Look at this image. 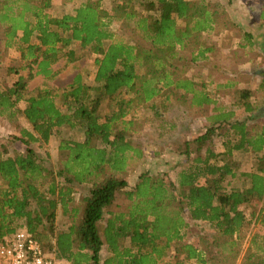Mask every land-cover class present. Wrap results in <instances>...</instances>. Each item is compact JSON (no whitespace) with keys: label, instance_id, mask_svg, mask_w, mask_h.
Masks as SVG:
<instances>
[{"label":"trees","instance_id":"1","mask_svg":"<svg viewBox=\"0 0 264 264\" xmlns=\"http://www.w3.org/2000/svg\"><path fill=\"white\" fill-rule=\"evenodd\" d=\"M58 1L0 0L3 47L27 63L20 70L35 69L11 87L0 85V118L12 122L22 115L32 129L16 137L24 153L0 152V239L25 231L45 254L68 264H236L248 226L264 228V124L254 134L247 128L264 119V109L251 106V91H238L233 104L247 117L215 107L220 124L180 146L185 164L175 181L167 171L144 170L130 187L126 176L145 159L130 140L125 117L152 102L155 119H161L165 101L179 90L185 97L192 93L193 83L177 72L179 50L198 44L215 14L203 0H86L55 15ZM87 51L94 56L90 83V73L81 71L64 88L28 92V80L51 77L60 59L73 62ZM107 98L115 109L100 118ZM64 129H78L84 139L61 140L56 170L32 145H46ZM216 136L224 139L222 153L215 151ZM233 152L254 156L252 167L242 169ZM86 183L88 193L75 203ZM119 198L125 209L113 212ZM58 215L70 224L58 225ZM191 222L207 224L213 235L186 241ZM257 237L244 264H264Z\"/></svg>","mask_w":264,"mask_h":264},{"label":"rangeland","instance_id":"2","mask_svg":"<svg viewBox=\"0 0 264 264\" xmlns=\"http://www.w3.org/2000/svg\"><path fill=\"white\" fill-rule=\"evenodd\" d=\"M86 0H60L58 1L53 7L52 12L55 15H62L65 13L71 12L74 8L79 6L80 3L85 2ZM197 2L198 0H194ZM204 4L207 6L208 10L213 12L215 14V18L217 20L216 26L213 27V30L210 32H207L205 34L201 35V40L203 41L202 45L206 46L208 44L213 43V36L222 35L225 33V31L229 32V34L234 35L235 37H238L241 39L240 35L242 37L244 34L243 27H232L229 28L226 24L229 22L230 19H239L244 20L247 16H245V12L242 11V9L247 10L246 13H248L247 19L257 20L253 23V29L255 34L258 35L257 44L254 45V48H251L250 54H251V60H254L251 67L249 65L247 67H241L243 63L246 62L245 58H248L249 56H244L243 50L241 48H244L245 46H242L241 44H245V42L242 43H236L232 46L236 45V49L233 50V53L231 55L222 56V53L217 51V54L214 56V59H208V60H201L198 61V63H192L190 58V50L192 48L188 49H182L180 50L182 55V60L177 61V69L178 73L181 76H185L186 74L189 76L191 74H194V76L198 78H204L206 73L209 72V70L212 68L211 63L213 61H216L220 66L227 65H233L230 68H237L238 74L241 76L240 81L244 82V79L246 77V73L248 70V77H250V74H257L259 73V78L262 76L264 77V0H203ZM243 18V19H242ZM261 20V22L259 21ZM245 22V21H244ZM178 25L181 27L183 25V22L180 20L178 21ZM231 27V26H230ZM230 30V31H229ZM2 28L0 27V85L1 87H11L20 76H25L29 74L30 68H25L20 70L24 65H27V63H23L20 60V54L15 49H5L3 47L2 42ZM135 41H137L138 38H135ZM251 47V46H250ZM254 51V52H253ZM179 55V54H178ZM94 56L90 54L88 51L83 54V57L79 60H75L73 62H68L66 58L60 59L57 63H55L52 68L54 74L51 77H43V76H34L32 79L28 80L27 82V89L28 92L34 93L37 89L41 88H50V89H60L68 86L74 76L77 73L85 72L89 74L87 82L89 80H92L93 73H94V65H93ZM216 63V64H217ZM214 67H217L214 66ZM35 68V67H33ZM224 68V67H223ZM248 68V69H247ZM251 68V69H249ZM19 70V73H11L9 70ZM244 72H242V71ZM252 70V71H251ZM32 74L35 73V69H32L30 71ZM217 71H215L214 74H216ZM213 74V75H214ZM261 77V78H262ZM220 78L225 81L223 75H220ZM258 82V78L255 79ZM264 81H262L261 85L259 86L256 93H263L264 94ZM238 90L236 88H232L226 91H223L222 95H224L225 99L230 102H233V100L238 99ZM223 97V96H222ZM264 104V97H262L260 100L257 101L256 106H262ZM20 108L23 109L25 104L20 103ZM217 107V106H215ZM115 109V106H113V103L110 99H104L101 103L100 109H99V116L100 118L106 117L107 114H109L111 111ZM242 109V108H240ZM239 111V110H238ZM174 112L170 113L169 117H174ZM260 124H263V120L258 123V125L250 124L249 128H255L259 127ZM21 129H27L29 131H32L31 126L27 123V121L24 119L22 115H18L16 120L12 122H8L4 118H0V148H5V154L7 156H11L14 154H20L24 153L26 147L18 140H16V137L18 136ZM73 139L76 141H82L84 139L83 134L80 130L76 129L75 131H69L67 129H64L61 131L60 135H53L51 139L49 140L48 144L46 145H38L33 144L32 148L36 151V153L46 161L48 167L58 169V161L60 158V154L58 151L59 144L62 139ZM217 141H215L216 145ZM3 150H1L2 152ZM149 155V154H148ZM147 155V156H148ZM48 156V157H47ZM236 158L241 159L240 163H247L252 164L250 162L249 158L243 157L242 155H237ZM147 166L149 164H146ZM137 170L129 172L131 176H134ZM149 171H160V168H151ZM127 175L128 178H130V175ZM85 193H81L79 189H77V193L75 194V203H79L84 196ZM118 202H120V205L123 204L122 199H119ZM81 207H79L80 209ZM120 209V208H119ZM82 210V209H80ZM248 213H250V209L247 210ZM59 213V212H58ZM80 217H78L79 219ZM71 222L70 219L67 217H61L58 215L57 217V224L58 225H69ZM193 228H190V234L186 236V241H189L191 239H194L198 237H204L208 239L210 236L213 235V232L209 229V226L207 224L203 223H194ZM196 224V226L194 225ZM256 234L258 237L256 238V242H261L264 244L263 240H261V236H264V228H262L260 225L257 224H250L248 226V230L246 231L245 235L241 244H240V254L237 257V263L236 264H244L247 257L251 255V252H249L250 247V241L252 240L253 235ZM241 236V237H242ZM255 260V258L253 259ZM63 264H68L66 262H62Z\"/></svg>","mask_w":264,"mask_h":264},{"label":"crops","instance_id":"3","mask_svg":"<svg viewBox=\"0 0 264 264\" xmlns=\"http://www.w3.org/2000/svg\"><path fill=\"white\" fill-rule=\"evenodd\" d=\"M242 11H244L245 16H247L246 18H244V20L230 19L226 25L229 28L236 26L243 27L244 32L251 33L250 37L246 36L245 34L243 37L242 35H240V39L232 34H229L228 31H225V33L221 36H213L212 44H208L206 46L202 45L203 41L201 40V35L212 31L213 27L216 26V21L212 24L210 30L201 33L199 37V43L192 46V49L189 52V60H191L192 63H198V61L201 60H211L214 59L217 51L218 53L220 51L222 53V56L228 57L233 53V50L236 49V45L232 46L233 44L245 42V44H241L242 46H245L244 48H241V50L245 51L243 54L244 56L248 55L249 57L245 58L246 62L243 63L241 67H247L248 65L249 67H251L254 60H251V54L249 51H251L252 47L254 48L255 41L258 39V35L255 34L256 32H254L253 29V23L257 20L254 21L252 19H247L249 16L248 13H246L247 10L242 9ZM259 21L261 22V20ZM216 63V61H213L211 63L212 68L209 70V72L206 73L204 78H198L194 76V74H191L189 76L186 74L184 76L193 83L192 93H189V95L185 97L183 96V91L179 90V94L176 97L172 98L170 101H165V104L168 105V108L164 111L163 117L161 119H155V114L151 109L152 102L132 109L130 114L125 117L126 122H131V124L127 126V132L132 134L130 136V140L134 142L133 144L139 146L143 158L145 159L140 167L134 169V171L137 170L134 176H131V174H129L132 169L128 171L130 178H128V174L126 176L128 179V185L130 187L144 170H149L153 167L160 168V171L169 172L170 177L175 181L177 173L183 169L182 167L185 164V158L181 153L180 146H182L184 142L190 141L204 134L208 128H214L220 124L215 123L216 119H214V115H217L218 113L214 112L215 106L220 107L221 109L223 108L227 112L230 110H234L236 117L240 116V119L243 117L245 118L249 115L248 113H243V107H239V105H233L236 100H233V102L229 103V101L225 99L224 95H222L223 91L232 88H236L238 91H251L252 98L249 99V101L251 102V106L254 108H259L261 110L264 109V104L262 106H256L257 101L264 97L263 93H256L262 81H264V77L261 76L262 78H259V73L257 74V76L252 73L249 75L250 77H248L247 70L244 82H241L239 79L241 78V76L238 74L237 68L231 69L230 67L233 65L224 64L225 66H220L218 63ZM216 65L217 67H214ZM215 71H217L216 74H214ZM220 75H223L225 81L220 78ZM257 78L258 82L257 80H255ZM262 86L263 85H261V87ZM126 99H129V97H127ZM159 108L160 106L158 107V109ZM172 112H174V117L170 118L169 115ZM261 120H263L264 124V119L252 122L250 121L249 123H247V128L252 134L255 133V131L252 132V130H256L257 127L249 128V125H258ZM263 124H260V126ZM214 138L215 141H217L215 145L216 153L224 152L223 137L216 136ZM1 150H3V147L0 148V152ZM156 152H159V154L157 153L158 155L155 156L154 153ZM2 153L3 151L1 152V154ZM233 155L237 156L241 154L240 152H233ZM246 158H249L252 164L253 162H255L254 156L251 157L249 155ZM146 164L149 165L147 166ZM252 164L242 163L241 167L242 169H247L252 167ZM235 181L238 182V180ZM86 184V186L83 185L79 187L80 192L85 193L84 196L88 193L91 186V183ZM119 199H122V205H120V202H118ZM119 199L114 203L115 205L112 207L113 212H120L125 209V206L127 204L126 200L123 198ZM106 219L107 217L105 216V220ZM104 225L105 221L101 224V230ZM105 251L106 247H104L101 257L102 259L106 257Z\"/></svg>","mask_w":264,"mask_h":264},{"label":"built area","instance_id":"4","mask_svg":"<svg viewBox=\"0 0 264 264\" xmlns=\"http://www.w3.org/2000/svg\"><path fill=\"white\" fill-rule=\"evenodd\" d=\"M51 254H45L39 242L30 234L16 230L0 239V264H63Z\"/></svg>","mask_w":264,"mask_h":264}]
</instances>
